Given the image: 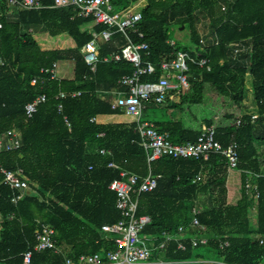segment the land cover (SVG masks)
Here are the masks:
<instances>
[{
	"label": "trees",
	"instance_id": "obj_1",
	"mask_svg": "<svg viewBox=\"0 0 264 264\" xmlns=\"http://www.w3.org/2000/svg\"><path fill=\"white\" fill-rule=\"evenodd\" d=\"M112 3L116 11L142 5L138 26L145 38L130 36L149 44V50L142 52L144 61L157 67L156 73L143 75V81L159 79L162 59L178 51L189 54L190 87L184 93L173 92L176 97H168L163 104H152L163 109L154 124L176 144L197 141L204 126L215 127L224 147L237 142L240 197L229 202L230 169L222 154L213 153L207 161L163 157L149 164L136 123L102 120L125 115L113 109L109 99H102V93L119 89V80L136 70L125 60H104L119 50L116 43L128 44L126 36L116 33L110 41L98 40L99 61L92 72L84 60L85 46L94 32L107 29L105 25L81 17L72 6L54 7L53 0H44L45 7L32 10L13 8L8 0H0V134L15 130L18 136L13 140L20 143L17 149L4 147L0 152V261L22 264L23 253L37 244L38 221L55 228L59 245H72V257L101 252L103 243L97 240L105 234L102 226L121 219L116 193L109 186L122 179L125 170L141 178L150 171L157 176V188L139 196L138 214L151 217L145 233L161 237L167 231L174 236L160 252L164 259L173 264H264V0ZM9 9L16 10L13 19ZM200 16L208 21L205 35L197 26ZM33 26H41L52 38H70L74 46L44 50L29 31ZM176 29L189 30L188 43L175 38ZM172 40L175 45L170 44ZM201 60L207 61L205 66L199 64ZM62 61H74L72 79L51 78L50 70ZM248 77L258 105L255 121L243 109ZM33 79H38L36 85L31 84ZM61 91L81 95L62 99ZM40 94L48 100L28 117L26 105ZM170 108L174 109L169 113ZM10 141L4 137V146ZM101 149L111 154H101ZM110 162L119 169L108 167ZM2 168L21 170L28 179L30 186L17 203L12 198L19 190L4 183ZM199 173L204 179L193 183ZM247 183L257 190L248 189ZM203 196L210 203L196 218L206 230L192 226L193 208ZM182 226L184 236L176 239ZM201 238L207 243L194 246L193 239ZM180 242L185 250L179 249ZM33 264L64 262L61 255L48 250L35 253Z\"/></svg>",
	"mask_w": 264,
	"mask_h": 264
},
{
	"label": "built area",
	"instance_id": "obj_2",
	"mask_svg": "<svg viewBox=\"0 0 264 264\" xmlns=\"http://www.w3.org/2000/svg\"><path fill=\"white\" fill-rule=\"evenodd\" d=\"M8 4L18 9H41L45 7L44 0H8ZM54 7H69L76 9L79 15L85 19L93 18L98 24L105 25L107 29L101 33L94 34V38L86 44L84 60L92 72H96L98 57V38L110 41L114 34L122 33L126 36L128 44L119 48L118 51L111 53L104 60L120 62L127 61L132 63L136 70L131 75L123 76L119 80L120 86L124 89L117 92L116 97L111 101L113 109H120L131 116L136 123L135 131L141 138V145L147 151L148 163L159 160L163 157H172L175 159H197L207 161L213 153L222 154L230 170H237L240 164L239 145L232 142L224 147L216 138V129L214 126H204L201 135L197 141L186 144H176L170 139L168 133H161L157 130L155 124L142 119L147 104H163L171 93H184L190 87L189 82V61L190 56L187 52L178 51L171 58H164L159 64L161 75L157 81H143L142 76L154 74L157 71L156 65L151 61H144L143 51L149 50V44L145 41L135 42L130 33L137 34L139 39L143 40L145 34L139 30L138 24L143 19L142 10H137V5H130L121 11L114 9L112 0H53ZM1 27V25H0ZM175 45L176 41H170ZM147 54V53H146ZM206 60H201L200 65L205 66ZM58 63L50 70L52 79H59L57 76ZM48 70H46L47 72ZM38 79L31 81L32 85L37 84ZM81 92H63L59 98L79 97ZM48 100L46 94H40L31 103L26 105V115L32 117L38 110V106ZM59 112H63V107L59 106ZM252 120L255 121L257 114L252 113ZM68 126L70 122L67 117L64 118ZM96 119H92L95 121ZM241 124V120H238ZM18 133L15 130L0 134V152L5 148L7 150L20 147L18 140H13ZM4 137H9L10 142L4 146ZM5 147V148H4ZM101 154H111L105 149L100 150ZM108 167L119 169V165L110 162ZM92 169V167H90ZM4 174V183L13 189L19 190L12 198L17 203L25 194L30 184L21 170L12 171L2 168ZM122 179H115L109 188L116 193V208L121 213V219L118 222L102 226L101 238L97 242H102L101 252L84 253L78 257H72L70 253H65L63 247L55 239L56 230L52 225L44 224L38 221L40 226L37 234V244L23 253L22 264H33V256L37 252L51 250L57 255L63 257L64 264H173L163 258L160 252H163L166 243L172 240L174 236L165 231L161 237L145 233V228L151 222L148 215H139V196L143 193L152 192L158 186L157 176L152 172L145 178L138 174L121 171ZM204 179V174L199 173L193 178V183H199ZM257 190L256 185L247 183V188ZM201 207L198 204L193 208L195 216L192 226L201 227L196 215ZM183 226L179 228L176 239H182L184 234ZM193 245L198 246L206 244L207 239H193ZM228 244V243H227ZM113 246V247H111ZM179 249L185 250L184 243H179ZM209 264V261H196L195 263ZM214 263V262H213ZM212 263V264H213ZM3 264H10L3 262ZM217 264H228L218 262Z\"/></svg>",
	"mask_w": 264,
	"mask_h": 264
},
{
	"label": "crops",
	"instance_id": "obj_3",
	"mask_svg": "<svg viewBox=\"0 0 264 264\" xmlns=\"http://www.w3.org/2000/svg\"><path fill=\"white\" fill-rule=\"evenodd\" d=\"M146 4L147 3L145 2V5ZM7 14H8L10 19H13L14 17L17 16L15 9H9ZM93 25H94V23L93 24H84L81 27V29L84 31L86 29H89V26L92 27ZM29 31L34 34L35 38L39 41L40 46L44 50H52V49H56V48H70V47L74 46V41L72 39L64 37V36H59L57 38H52L48 33H46L44 31V29L41 26L30 27ZM95 33L96 32H94L93 34H95ZM98 40L102 41L103 39L99 37ZM116 47H117V50L120 48L118 43H116ZM59 64L62 65L61 73H60L61 76L59 78H61V79H72L74 77V66H75L74 61H62V62H59L58 65ZM70 65H71L72 70L70 69ZM119 86H120V84H119ZM122 89H124V88L122 86H120L119 89L112 90L111 92L102 93V99H104V100H108L109 99V102L111 104V101H113L115 99L117 92L122 90ZM176 94H178V93H176ZM176 94L172 95V93H171L170 97L172 98V96H175ZM176 99H178V97ZM243 104H244L243 105L244 106L243 109H244V111L246 113H250V114H252V113L257 114L258 113V105H257L256 99H255V96H254V91H253V88H252V79L250 77H248V79H247V90H246V96H245ZM172 109H174V108H170L168 112L169 113L172 112ZM173 113L175 115H177V119L181 118L180 117L181 114H179L175 110L173 111ZM102 120L103 121H117V122H123V123H126V122L127 123H129V122L130 123L131 122L135 123V120L131 116L127 115L126 113H125V115L118 116L116 118L103 117ZM232 172L233 171L230 170L229 176L233 175ZM236 176H238L237 183L236 182L234 183L235 179L231 182L235 188H236V185L240 184V181H241L240 180V174L238 173ZM228 183H229V187H228V189H229V202L230 203H234V202H236L239 199L240 193H239L238 196L236 195V198L234 197V199H231L230 182H228ZM235 188H233V190ZM202 198L203 197H199L198 203H199L200 200H202ZM232 200H235V201H232ZM204 203H205V201H204ZM203 206H205V204L202 205V207Z\"/></svg>",
	"mask_w": 264,
	"mask_h": 264
},
{
	"label": "rangeland",
	"instance_id": "obj_4",
	"mask_svg": "<svg viewBox=\"0 0 264 264\" xmlns=\"http://www.w3.org/2000/svg\"><path fill=\"white\" fill-rule=\"evenodd\" d=\"M136 5L137 4H135V6ZM136 9L137 10H141L142 9V5L139 4L136 7ZM118 11H121V9L118 10ZM207 22L208 21L204 20L201 16L198 17V24H197V26L199 28V31L202 34H204V35L209 30L208 25H207ZM189 34H190L189 30H186V31L178 30V29L175 30V36H176L175 38H177V40H179L180 42H182L184 44L189 42V41H187L189 39V36H188ZM71 65H70V69L72 70ZM61 68H62V65L59 64L58 65V69H57V76L59 75L58 77L61 76L60 75ZM152 104L153 103H151L150 105L147 104V106H146V109H145L144 114H143V117H142V119L145 120V121L154 122L162 114L161 111H163V109L161 107H159V106H154ZM232 174L233 175L229 176L228 182H230L231 199H234V197L236 198V195L238 196L239 193H240V184L236 185V188L233 186V184L231 182L234 179H235L234 183L235 182L237 183V181H238V176H236L238 174L237 170H233ZM228 182H227V185L229 187V183ZM233 188H235V189L233 190ZM209 200L210 199L208 197L203 196L202 200L199 201L198 206L199 207H202V205H204V204H206V205L209 204L210 203ZM204 201H205V203H204ZM232 201H235V200H232ZM61 246L63 247V250L65 251V253H70L71 248H72V245H70V244H62ZM0 264H3V262L0 261Z\"/></svg>",
	"mask_w": 264,
	"mask_h": 264
}]
</instances>
